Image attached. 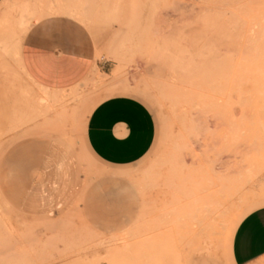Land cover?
I'll use <instances>...</instances> for the list:
<instances>
[{
	"label": "rangeland",
	"instance_id": "374dc122",
	"mask_svg": "<svg viewBox=\"0 0 264 264\" xmlns=\"http://www.w3.org/2000/svg\"><path fill=\"white\" fill-rule=\"evenodd\" d=\"M57 5L85 26L95 62L42 102L17 49L47 0L0 3V264H233L238 223L264 206V0ZM116 94L155 122L150 150L126 166L84 141L92 109ZM48 158L72 189L31 218L25 195L46 183Z\"/></svg>",
	"mask_w": 264,
	"mask_h": 264
},
{
	"label": "crops",
	"instance_id": "0c3cea01",
	"mask_svg": "<svg viewBox=\"0 0 264 264\" xmlns=\"http://www.w3.org/2000/svg\"><path fill=\"white\" fill-rule=\"evenodd\" d=\"M60 6L57 0H47L46 17L32 24L17 49L19 67L42 90V102H55L59 97L51 91H61L89 77L95 62L93 44L79 38L85 34V26L62 13ZM8 45L0 43V51H7ZM0 56L7 59L3 53ZM154 138L151 111L142 100L127 94L100 101L88 115L84 130L90 153L110 166L137 162L150 150ZM49 162L48 158L43 171L46 183L35 182L25 195L22 212L28 217L51 216L71 192L68 170L61 164L51 170ZM231 259L233 264H264V206L238 223L231 241Z\"/></svg>",
	"mask_w": 264,
	"mask_h": 264
},
{
	"label": "bare ground",
	"instance_id": "6f19581e",
	"mask_svg": "<svg viewBox=\"0 0 264 264\" xmlns=\"http://www.w3.org/2000/svg\"><path fill=\"white\" fill-rule=\"evenodd\" d=\"M203 211H204V210H203ZM203 211H202V212H203ZM218 228H219V227H218ZM214 233H215V232H214Z\"/></svg>",
	"mask_w": 264,
	"mask_h": 264
}]
</instances>
